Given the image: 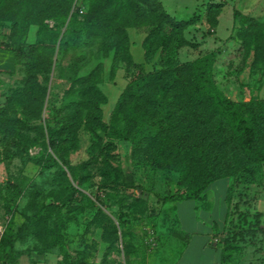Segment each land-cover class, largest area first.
<instances>
[{
  "label": "rangeland",
  "instance_id": "rangeland-1",
  "mask_svg": "<svg viewBox=\"0 0 264 264\" xmlns=\"http://www.w3.org/2000/svg\"><path fill=\"white\" fill-rule=\"evenodd\" d=\"M0 51V264H175L178 208L206 231L214 264H264V168L229 194L222 178L167 200L179 176L109 133L141 70L208 58L226 98L264 100V0H0Z\"/></svg>",
  "mask_w": 264,
  "mask_h": 264
},
{
  "label": "trees",
  "instance_id": "trees-1",
  "mask_svg": "<svg viewBox=\"0 0 264 264\" xmlns=\"http://www.w3.org/2000/svg\"><path fill=\"white\" fill-rule=\"evenodd\" d=\"M212 75L208 58L150 73L141 70L112 112L109 133L132 145L133 159L179 176L167 200L196 199L222 178L232 179L228 194L241 182L251 185L261 179L264 100L232 101ZM52 133L47 125L51 147ZM124 184L141 190L134 172H126ZM9 187L12 194L20 191L17 184Z\"/></svg>",
  "mask_w": 264,
  "mask_h": 264
},
{
  "label": "crops",
  "instance_id": "crops-1",
  "mask_svg": "<svg viewBox=\"0 0 264 264\" xmlns=\"http://www.w3.org/2000/svg\"><path fill=\"white\" fill-rule=\"evenodd\" d=\"M9 67L7 54L0 51V70H7ZM191 207L194 208V205L192 204ZM177 216L180 222L186 221L184 235L187 237V242L175 264H214V250L207 245L206 231L200 229V224L195 221V217H191L190 212L186 216L183 210L180 211L178 208Z\"/></svg>",
  "mask_w": 264,
  "mask_h": 264
}]
</instances>
